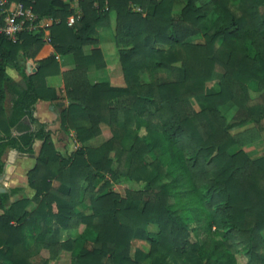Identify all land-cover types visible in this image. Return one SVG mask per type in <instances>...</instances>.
Segmentation results:
<instances>
[{
  "label": "trees",
  "instance_id": "obj_1",
  "mask_svg": "<svg viewBox=\"0 0 264 264\" xmlns=\"http://www.w3.org/2000/svg\"><path fill=\"white\" fill-rule=\"evenodd\" d=\"M6 1L29 5L37 22L51 20L13 42L0 34V173L7 149L31 154L33 141H41L25 172L30 195L5 206L20 187L0 193V264H47L61 252L69 264H263L264 155L250 159L241 149L260 136L254 127L229 133L218 107L227 100L241 107L248 88L264 90V0ZM109 12L122 87L86 77L87 65L103 63L97 48L85 54L82 47L95 44V26ZM209 15L217 21L211 31ZM199 33L202 42H185ZM64 55L73 68L60 71L56 56ZM26 61L36 65L33 72ZM7 66L23 86L6 75ZM215 69L222 85L203 94ZM58 78L61 88L48 82ZM6 92L13 96L8 114ZM199 96L204 104L195 110L189 99ZM38 99L65 101L59 124L78 144L67 154L32 116ZM23 116L33 128L11 134ZM100 123L111 136L84 145ZM119 177L122 195L109 183ZM146 224L156 230L145 231ZM132 239L146 241L148 250L130 254ZM39 248L47 255L31 260Z\"/></svg>",
  "mask_w": 264,
  "mask_h": 264
},
{
  "label": "rangeland",
  "instance_id": "obj_2",
  "mask_svg": "<svg viewBox=\"0 0 264 264\" xmlns=\"http://www.w3.org/2000/svg\"><path fill=\"white\" fill-rule=\"evenodd\" d=\"M69 6H73V0H63ZM131 8H136L135 5H130ZM178 9V6H176ZM73 14L79 16V9L73 7ZM50 18H43L39 22L38 28H44L46 22H49ZM217 26V21L213 15H209L205 20V28L208 31L213 30ZM45 29V28H44ZM43 29L42 39L44 41L47 40L48 31ZM47 32V36L45 35ZM114 34H115V21H114V13L109 12L107 22H101L95 26V44L92 45H85L82 47V50L85 54H89L93 48H97L100 54V59L102 60L103 66L101 68L95 67L93 64L87 65L86 69V77L89 82L96 83V82H104L107 83L111 87H122L124 85L122 79L121 68L118 61V48L114 43ZM202 35L199 33L195 36L188 37L185 39L187 43H199L202 42ZM58 63V62H57ZM59 67V64H58ZM60 71H66V69ZM69 70V69H67ZM220 70L215 69L214 72L211 74L210 78L204 83L202 92L203 94H208L212 92H216L220 89L222 85L221 77H220ZM50 84L55 85V87H62V81L58 78L57 79H50L48 81ZM189 102L193 109L199 110L203 106L202 96L197 98H190ZM219 113L223 116L225 125L227 130L231 134H235L241 132L242 130L254 127L258 133L259 138L254 140L253 142L241 146L243 152L250 158L256 159L262 155H264V90H254L252 88L247 89V99L245 100L244 104L240 107L233 103L231 100H227L225 103L219 105L218 107ZM56 118V117H55ZM255 118H261L260 121H254ZM59 122V115L58 120L56 118L54 129L50 134V138L53 141L54 146L56 149L63 155L67 154L69 151L75 148L78 145L74 140V132L72 130H63L60 127ZM77 124L81 125H88V121L86 120H79ZM111 136L110 128L105 125L104 123L99 124V134L94 138L86 141L84 145L89 146H97L106 139ZM125 143V146H127ZM33 156L31 157V168L34 164V157L37 155V149L34 147ZM111 167L113 169H117L118 165L116 163H112ZM28 168V169H29ZM27 169V170H28ZM25 172L20 171L18 173V177H14L11 181L4 180V187L5 190H9L12 187L19 186L20 190L15 192L5 202V206L14 199L19 198L23 195H30L31 190L27 187L25 181ZM108 178V176L106 175ZM123 178L119 177L115 180H109L110 187L113 191H116L120 195L123 194L125 189V185L122 183ZM98 183V182H97ZM52 186L54 187H61L58 181L52 180ZM131 188L133 189H140L141 186L138 184H132ZM84 209L80 206L75 208V211L81 213ZM82 228V225H78L75 228V232H79ZM145 231H155L156 227L153 224H146ZM25 234L26 231H25ZM29 234H32L30 231ZM211 234H214L211 231ZM264 234V230L262 231ZM27 243L29 248H32L33 240L27 237ZM130 254H133L134 250H140L142 253L148 250V243L144 240L140 239H132L130 241ZM47 255L44 249H32L30 252L31 260L35 259L37 256L45 257ZM142 264H146L145 260H141ZM238 264H242L240 258L237 259ZM47 264H69L68 263V255L65 252H61L54 260L48 261ZM264 264V262H263Z\"/></svg>",
  "mask_w": 264,
  "mask_h": 264
},
{
  "label": "crops",
  "instance_id": "obj_3",
  "mask_svg": "<svg viewBox=\"0 0 264 264\" xmlns=\"http://www.w3.org/2000/svg\"><path fill=\"white\" fill-rule=\"evenodd\" d=\"M45 35L47 36V32H45ZM56 60L61 70H64V69L67 70V69L73 68V59L71 55L56 56ZM26 62H28L31 67H34L36 69V65L34 63H31L29 61H26ZM25 71L32 72L30 70L29 71L26 70V65H25ZM5 73L13 82L19 84L20 86H23L22 78L15 69L7 66L5 67ZM12 99H13V96L9 92H6L4 101H3V108L6 114L9 113ZM64 104H65L64 100L61 101V100L38 99L33 105L32 116L38 122L45 124V129L49 130V133L51 134L52 130L55 128L54 124H55L56 118L58 120L59 111L64 106ZM18 128L20 129H17L15 127L11 128V134H20L24 132L25 130H30L33 127L29 123V120L25 116H23L19 120ZM40 142L41 141L38 139H35L33 141V144H32L33 151H34V147L38 150ZM19 153L21 152H18L15 149L9 148L3 154L2 156L3 163H9L11 167L10 170L7 171V177L5 178V180L9 179V181H11L12 179H15L14 177H18V173L20 171H26L31 166V157L33 156V154L26 153L28 155L23 156V155H19Z\"/></svg>",
  "mask_w": 264,
  "mask_h": 264
},
{
  "label": "built area",
  "instance_id": "obj_4",
  "mask_svg": "<svg viewBox=\"0 0 264 264\" xmlns=\"http://www.w3.org/2000/svg\"><path fill=\"white\" fill-rule=\"evenodd\" d=\"M36 18V14L29 5L26 6L20 1L0 0V34L10 41H15L22 31H30L39 27ZM73 21V15L67 16L68 26H71Z\"/></svg>",
  "mask_w": 264,
  "mask_h": 264
},
{
  "label": "water",
  "instance_id": "obj_5",
  "mask_svg": "<svg viewBox=\"0 0 264 264\" xmlns=\"http://www.w3.org/2000/svg\"><path fill=\"white\" fill-rule=\"evenodd\" d=\"M25 65H26V70L27 71H29V70L32 71V72L34 71L35 68L31 67L28 62H26ZM19 155L27 156L28 154L19 153ZM8 166H10L9 163H3L2 172L0 173V193L6 191L3 183H4L5 178L7 177V168H8Z\"/></svg>",
  "mask_w": 264,
  "mask_h": 264
},
{
  "label": "bare ground",
  "instance_id": "obj_6",
  "mask_svg": "<svg viewBox=\"0 0 264 264\" xmlns=\"http://www.w3.org/2000/svg\"><path fill=\"white\" fill-rule=\"evenodd\" d=\"M10 168H11V167H10V166H8V168H7V171H9V170H10Z\"/></svg>",
  "mask_w": 264,
  "mask_h": 264
}]
</instances>
